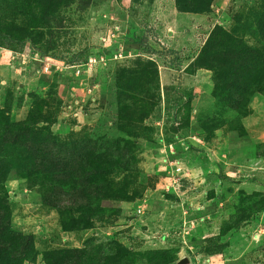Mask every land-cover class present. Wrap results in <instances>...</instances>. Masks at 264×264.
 <instances>
[{
  "label": "rangeland",
  "instance_id": "rangeland-1",
  "mask_svg": "<svg viewBox=\"0 0 264 264\" xmlns=\"http://www.w3.org/2000/svg\"><path fill=\"white\" fill-rule=\"evenodd\" d=\"M264 264V0H0V264Z\"/></svg>",
  "mask_w": 264,
  "mask_h": 264
},
{
  "label": "water",
  "instance_id": "water-1",
  "mask_svg": "<svg viewBox=\"0 0 264 264\" xmlns=\"http://www.w3.org/2000/svg\"><path fill=\"white\" fill-rule=\"evenodd\" d=\"M174 264H189V261L186 257H183L176 261Z\"/></svg>",
  "mask_w": 264,
  "mask_h": 264
}]
</instances>
